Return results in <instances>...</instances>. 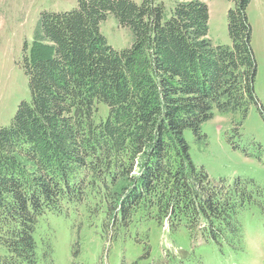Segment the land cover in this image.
Wrapping results in <instances>:
<instances>
[{"label": "trees", "instance_id": "1", "mask_svg": "<svg viewBox=\"0 0 264 264\" xmlns=\"http://www.w3.org/2000/svg\"><path fill=\"white\" fill-rule=\"evenodd\" d=\"M230 1L229 45L209 39L203 0H173L168 17L157 0H78L71 11H43L22 61L30 100L0 128V264H51L39 220L78 206L102 213V227L129 228L126 237L141 226L143 255L151 254L150 221L160 232L167 224L172 240L183 227L190 241L237 250L226 240L240 233L250 193L233 197L238 180L233 189L214 184L184 136L190 130L204 144L201 126L214 112L244 116L259 105L250 1ZM108 14L134 34L127 49L99 31Z\"/></svg>", "mask_w": 264, "mask_h": 264}, {"label": "rangeland", "instance_id": "2", "mask_svg": "<svg viewBox=\"0 0 264 264\" xmlns=\"http://www.w3.org/2000/svg\"><path fill=\"white\" fill-rule=\"evenodd\" d=\"M77 1L0 0V128L10 124L22 101L30 100L22 61L33 46L43 11H71ZM157 1L164 4L165 15L170 16L173 0ZM203 1L208 7L209 39L214 45L231 44L227 14L233 2ZM249 1L246 15L256 60L254 86L259 105L252 104L244 116L214 112L201 126L206 134L204 144L195 142L192 131L185 130L184 134L190 145L191 160L204 168L214 184L223 181L233 189L238 180L232 190L233 197L243 189L250 191L237 214L241 231L235 238L226 240L235 243L237 250L211 241L195 247L191 242L190 246L183 227L173 242L172 233L164 231L162 241L159 228L150 221L151 254L143 256V242H135L137 233L143 239L141 226L133 229L132 238L126 237L130 235L129 228L102 227V213L88 215L78 206L65 207L60 216L50 214L39 220V238L52 242L51 264H264V117L260 113L264 108V0ZM134 2L140 4L142 0ZM99 31L117 50L127 49L134 41L131 29L120 26L112 14L100 22ZM95 206H102L101 202ZM114 235L119 239H111Z\"/></svg>", "mask_w": 264, "mask_h": 264}]
</instances>
